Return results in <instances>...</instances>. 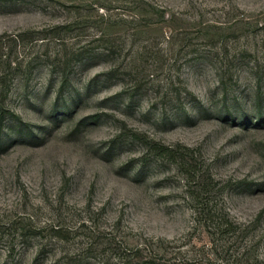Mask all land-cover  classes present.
<instances>
[{
	"label": "rangeland",
	"instance_id": "374dc122",
	"mask_svg": "<svg viewBox=\"0 0 264 264\" xmlns=\"http://www.w3.org/2000/svg\"><path fill=\"white\" fill-rule=\"evenodd\" d=\"M0 264H264V0H0Z\"/></svg>",
	"mask_w": 264,
	"mask_h": 264
}]
</instances>
